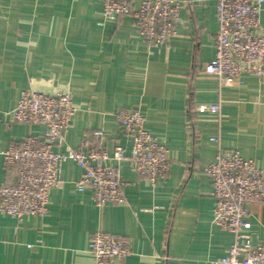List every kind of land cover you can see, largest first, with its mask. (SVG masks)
I'll list each match as a JSON object with an SVG mask.
<instances>
[{"label": "crops", "instance_id": "0c3cea01", "mask_svg": "<svg viewBox=\"0 0 264 264\" xmlns=\"http://www.w3.org/2000/svg\"><path fill=\"white\" fill-rule=\"evenodd\" d=\"M215 5L185 0L167 44L156 48L129 15L103 16L101 0H0V187L13 181L2 150L44 131L9 118L24 89L70 92L75 113L56 151L86 150L98 143L91 132L101 130L109 152L120 145L128 155L130 140L115 113L139 108L170 163L167 177L151 184L128 159L113 162L125 201L99 207L88 190H76L81 170L65 161L44 216L16 223L0 213V264H94L89 239L96 231L128 240L130 254L120 264H211L225 256L233 235L212 222L202 166L221 147L264 168V80L243 74L221 85L204 72L214 57ZM247 210L242 233L255 245L264 240V204Z\"/></svg>", "mask_w": 264, "mask_h": 264}, {"label": "built area", "instance_id": "2783aa9c", "mask_svg": "<svg viewBox=\"0 0 264 264\" xmlns=\"http://www.w3.org/2000/svg\"><path fill=\"white\" fill-rule=\"evenodd\" d=\"M105 17L129 15L144 42L160 48L167 44L179 20L185 0H101ZM218 30L214 57L203 65L206 74L219 84L238 82L243 74L264 80V24L260 13L264 0H215ZM218 110V104L208 106ZM75 113L70 92L47 94L33 89L21 91L9 113L13 122L39 124L42 137L29 135L19 145L2 150L4 168L13 176L9 185L0 187V213L16 223L26 216L42 217L48 210L51 190L62 183V164L74 162L81 174L74 182L79 192L88 190L96 206L120 205L125 201V182L118 164L128 159L130 168L151 184L164 180L170 169L168 149L146 130L139 108H122L115 120L130 140L129 154L117 145L109 152L100 142L103 132L95 130L90 137L97 140L86 150L55 146ZM215 140V138H211ZM211 184L212 222L233 235L225 256L211 264H264V240L252 244L246 220L247 205L264 204V168L236 149L218 148L214 161L202 166ZM90 253L94 264H120L130 254L128 240L120 234L96 231L90 236Z\"/></svg>", "mask_w": 264, "mask_h": 264}]
</instances>
